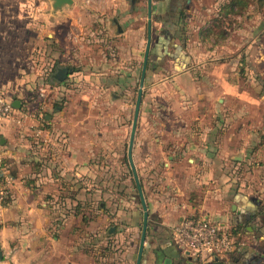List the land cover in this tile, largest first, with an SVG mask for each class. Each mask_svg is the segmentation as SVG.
I'll return each mask as SVG.
<instances>
[{"label":"crops","instance_id":"obj_1","mask_svg":"<svg viewBox=\"0 0 264 264\" xmlns=\"http://www.w3.org/2000/svg\"><path fill=\"white\" fill-rule=\"evenodd\" d=\"M70 1L0 0V90L19 107L0 130V168L15 178L0 264H137L128 149L149 24L133 146L149 210L142 264H264V139L232 106L245 119L264 108L253 87L263 74L248 71L252 48L264 49V0H152L151 17L148 0ZM26 108H42L43 126H19ZM193 216L248 235L228 259L201 262L173 234Z\"/></svg>","mask_w":264,"mask_h":264},{"label":"built area","instance_id":"obj_2","mask_svg":"<svg viewBox=\"0 0 264 264\" xmlns=\"http://www.w3.org/2000/svg\"><path fill=\"white\" fill-rule=\"evenodd\" d=\"M44 98V93H41ZM42 110V108H40ZM40 110L24 109L17 123L34 122L43 126L44 116ZM15 108L13 102L0 90V130L3 124L15 120ZM32 128V126H30ZM36 129V128H35ZM38 130V129H37ZM15 184V178L7 166L0 168V206L6 207ZM176 240L184 249L195 256L199 261L207 263L223 261L231 253L237 250L236 238L231 232L220 224L210 221L208 218L193 216L183 219L174 229Z\"/></svg>","mask_w":264,"mask_h":264},{"label":"rangeland","instance_id":"obj_3","mask_svg":"<svg viewBox=\"0 0 264 264\" xmlns=\"http://www.w3.org/2000/svg\"><path fill=\"white\" fill-rule=\"evenodd\" d=\"M244 3L248 5L249 1L243 0V2H241L242 5ZM254 4L257 5L256 9H258V10L262 9L261 7L263 6V3H261L260 1L254 0ZM250 53H251L250 57L252 58V61L250 62V68H248V71H251L252 74H249V75L250 76L257 75L258 72L263 74V77H262V79L260 81H256L255 83L253 82V87L258 90L257 94H254V99H258V98H262L264 96V49L252 48ZM109 54L114 56L115 55V51L114 50H109ZM245 64H246V61H245ZM246 68H247V66H246ZM240 69L242 70L241 72L245 71V67L244 66L240 67ZM83 82L85 83V81H83ZM138 88H139V86L135 89V96L136 97H137L138 90H139ZM85 89L86 88H81V91H83L84 93H87L91 97L96 98L95 99L96 101H97V99L101 100V98L105 97V95H101V93L98 94V92L96 91L95 88L87 89L86 92H85ZM144 89H145V86L143 88V92H144ZM99 95L101 97H99ZM133 101L135 102V99ZM102 102H104V99H102ZM134 105H135V103H134ZM232 106H234L236 108V111H237L236 118L234 119V122H236L238 125H240L242 122L244 124L249 122V125L252 128L253 134L257 135L261 140H263L264 139V108H261L262 105H257L259 107H255L254 110H252L251 112H249V109H248V112L252 113L253 117L252 116H247L246 119L245 118H240V111L243 110V109H241V106H240L239 103L237 104L234 101H232ZM104 108H105V105H104ZM133 115H134V113L132 111L131 117L128 120L126 119V121H128V123H132ZM242 120H244V121H242ZM246 132H247V128L246 129H241L239 131V133L237 134V137L239 139H242L243 136H245V134H247ZM38 140L39 139H35L34 140V142H37L36 145H35V148L38 147V149H39V147L40 148L45 147L43 144H42L43 147H41V145H40L41 143L38 142ZM49 147L50 146L47 145L46 148L48 149ZM258 164L259 163L255 164V167L253 168V170L251 169L252 174H254L255 176L256 175L259 176L258 174H260V171H261L262 165H263V164H260V166H258Z\"/></svg>","mask_w":264,"mask_h":264},{"label":"water","instance_id":"obj_4","mask_svg":"<svg viewBox=\"0 0 264 264\" xmlns=\"http://www.w3.org/2000/svg\"><path fill=\"white\" fill-rule=\"evenodd\" d=\"M54 1L56 2L55 8H59L63 6L64 4L71 3L70 0H54ZM151 12H152V0H148V13L150 17H151ZM150 46H151V24H149V37H148V42H147L146 57H145L144 65H143L142 78H141L140 88H139L137 102H136L134 121H133L129 149H128L129 164H130L131 170L133 172V175H134V178L137 184V190H138V194L140 197L142 210H143V225H142L141 241H140V246H139L138 255H137V264H142V259L144 255V249H145V242H146V237H147V232H148L149 210H148L145 196L143 193V188L139 181V178H138V175L135 169V165L133 162V146H134V140H135V134H136L137 123H138V118H139L140 107L142 103L143 88L145 85V77H146L147 66H148ZM67 75H68V70H63L61 72L60 79L65 80L67 78ZM13 106L14 108H17V109L19 108L18 103L16 102L13 104Z\"/></svg>","mask_w":264,"mask_h":264},{"label":"trees","instance_id":"obj_5","mask_svg":"<svg viewBox=\"0 0 264 264\" xmlns=\"http://www.w3.org/2000/svg\"><path fill=\"white\" fill-rule=\"evenodd\" d=\"M242 2H243V0H242ZM138 200H139L138 202H139L140 205H141L140 199H138ZM229 231H230L231 234L236 238L237 243H241V241H240V236H239V233H238V232H241V231H242L243 234L248 235V229H247V227H243V228L241 229V231L238 230V229H233V230H229ZM234 252H235V251H234ZM234 252L231 253L226 259H228L232 254H234ZM226 259H225V260H226Z\"/></svg>","mask_w":264,"mask_h":264}]
</instances>
